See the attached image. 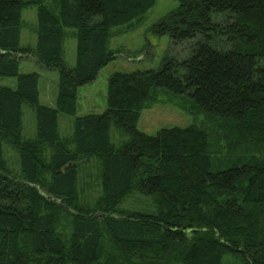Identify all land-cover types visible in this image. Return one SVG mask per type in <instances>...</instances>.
<instances>
[{"label": "trees", "instance_id": "1", "mask_svg": "<svg viewBox=\"0 0 264 264\" xmlns=\"http://www.w3.org/2000/svg\"><path fill=\"white\" fill-rule=\"evenodd\" d=\"M157 0H0V264H264V0H178L152 27L185 58L166 56L157 69L115 72L107 108L77 114L78 90L117 53L112 30L141 20ZM37 7V42L22 46V12ZM74 28L76 64L64 59ZM33 57L58 71L56 104L40 102L39 74L20 72ZM158 89L191 100L214 124L148 134L138 128ZM37 132L23 136V106ZM74 116L71 137L59 115ZM115 124L128 135L116 146ZM20 154L6 162L4 142ZM102 163L101 196L84 205L80 163ZM154 197L153 212H127L132 192ZM107 246V247H106Z\"/></svg>", "mask_w": 264, "mask_h": 264}, {"label": "rangeland", "instance_id": "2", "mask_svg": "<svg viewBox=\"0 0 264 264\" xmlns=\"http://www.w3.org/2000/svg\"><path fill=\"white\" fill-rule=\"evenodd\" d=\"M55 0H45L53 5ZM178 0H157L144 17L128 26H118L112 30L110 49L117 57L106 64L95 80L81 86L78 90L77 114L102 112L107 108L108 79L115 72L128 73L146 71L161 66L166 56L185 58L189 54L190 42L176 43L171 34H157L152 27L161 21L169 12L179 6ZM38 25L37 7L29 6L22 12V46L34 47L37 42ZM74 28L66 29L64 59L69 67L76 64V37ZM20 72H37L39 74L40 102L54 106L58 95V71L41 65L33 57L20 59ZM16 85V78L0 76V86ZM151 104L143 109L138 128L148 134H156L164 127L188 126L196 124L210 129L213 122L205 113L194 106L190 99L171 91L158 89L154 92ZM74 116L60 113L59 134L71 137L74 131ZM35 109L30 104L23 106V136L34 137L37 132ZM128 139V135L115 124L111 127V140L116 146ZM6 162L15 171L21 172L20 154L9 141L4 142ZM78 194L84 205H93L101 196L102 163L97 156L84 158L80 163L78 176ZM121 207L127 212H153L156 202L153 196L134 191L122 202ZM107 247V246H106ZM222 264H238L235 257L227 255Z\"/></svg>", "mask_w": 264, "mask_h": 264}]
</instances>
